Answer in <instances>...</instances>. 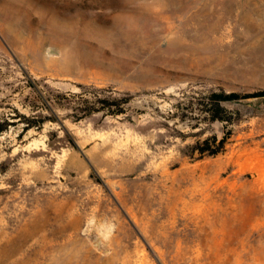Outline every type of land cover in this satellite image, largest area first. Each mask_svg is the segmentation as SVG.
<instances>
[{
    "label": "rangeland",
    "instance_id": "374dc122",
    "mask_svg": "<svg viewBox=\"0 0 264 264\" xmlns=\"http://www.w3.org/2000/svg\"><path fill=\"white\" fill-rule=\"evenodd\" d=\"M0 264H264V0H0Z\"/></svg>",
    "mask_w": 264,
    "mask_h": 264
},
{
    "label": "trees",
    "instance_id": "16d2710c",
    "mask_svg": "<svg viewBox=\"0 0 264 264\" xmlns=\"http://www.w3.org/2000/svg\"><path fill=\"white\" fill-rule=\"evenodd\" d=\"M87 91V89H86ZM88 92V91H87ZM79 98H81L80 96H78ZM237 96L236 95H230L227 97H223V101L226 100H233L236 99ZM83 103L82 105H78L76 107L72 108V112H73V117L77 120L84 118L92 113L95 112H107L108 114L111 115H117V114H122L124 113V107L123 105L125 104V102H116V103H112V104H108L107 101L103 100V99H99L97 97V95L93 94V97L89 98H81ZM39 100L40 102H42L43 104H45V106L50 110V107L48 106L49 100L44 97V95H40L39 94ZM53 120L56 119V115L52 112V117ZM34 121V119H32ZM31 120H28V122ZM31 126L30 124L27 123V127ZM26 127V128H27Z\"/></svg>",
    "mask_w": 264,
    "mask_h": 264
}]
</instances>
